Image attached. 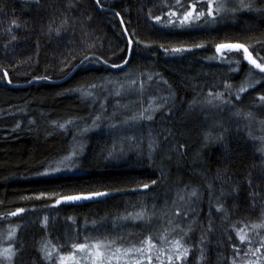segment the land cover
<instances>
[{"label":"trees","instance_id":"16d2710c","mask_svg":"<svg viewBox=\"0 0 264 264\" xmlns=\"http://www.w3.org/2000/svg\"><path fill=\"white\" fill-rule=\"evenodd\" d=\"M193 2L181 0L180 9L177 0H0V249L14 250L12 264H52L74 243L97 240L138 248L149 236L164 264L181 237L189 254L174 264H263L264 227L253 225L264 224V73L242 50L222 55L216 46L244 43L264 57V0H214L223 6L214 19L181 26L177 16ZM201 10L206 2L197 3ZM129 52L124 66L112 67ZM37 78L64 81L29 84ZM241 86L247 91L237 99ZM141 112L153 120L134 119ZM148 127L154 152L130 149L127 140L137 145ZM73 150L76 172L45 174ZM192 189L199 198H187ZM92 192L107 195L55 203ZM141 211L144 219H124Z\"/></svg>","mask_w":264,"mask_h":264},{"label":"snow or ice","instance_id":"6c2138e0","mask_svg":"<svg viewBox=\"0 0 264 264\" xmlns=\"http://www.w3.org/2000/svg\"><path fill=\"white\" fill-rule=\"evenodd\" d=\"M97 2H99V0H97ZM207 3V13H205V11L201 10V11H196V6L197 3L203 4V3ZM177 5L179 6L180 9H183L184 5L181 4V0H177ZM223 6H214V0H194L193 4H192V10L191 11H184L183 12V16L182 18L177 16L176 12H173L172 15L173 16H177V19L180 22L181 26H185L186 24H190V22L192 20H200L202 17H205V15L207 14V16H211L213 17V19L215 18V13L219 12L222 9ZM241 8H249L251 9V5L247 4L245 5L243 2L240 5ZM231 11H236V9H230ZM195 13V15H194ZM117 15H119V13H117ZM157 21H160V17H156L155 18ZM173 25L175 22H172ZM262 48H264V44L261 45ZM228 50V52H240L242 50L243 52V58L245 61H247L250 65H252L255 69H259L260 73H264V57L260 56L259 53H257L256 57H253V51H255V48H253V51L249 50V47L244 44V43H220L216 46V51L217 53L220 54H224V51ZM167 51V49H166ZM172 52H182L183 49L181 48H176V49H172ZM125 63H127V61H125ZM236 64L238 65L237 69H235L236 71L239 70V64L240 61L237 60ZM5 75H7V73H5ZM149 79H151V77H149ZM259 82V81H257ZM233 86L231 84L226 85L227 89H231ZM248 87H253V84L249 83ZM245 91H247V89L243 86H241L239 88V91L236 93V98L240 99V93H244ZM87 95H91V93H86ZM215 99L220 100L221 103H231V101H225L224 100V93H216L215 94ZM259 100L261 102V106L264 107V95H261L259 97ZM209 103H211L212 101L209 100ZM163 105H157L155 109H153V111H157L160 108H162ZM147 111V110H145ZM235 116L237 117H243L244 119H248L251 120L253 118V113L247 112L244 113L240 110H237L234 113ZM97 119H99V117H97ZM134 119H146V120H153V116L151 114L145 115V112H141L139 117H134ZM70 123V121L68 122ZM125 123H127V121H125ZM59 127L64 128L65 125L61 124L59 125ZM113 127H115V125H113ZM211 138V133H206L205 134V139H209ZM222 135L217 136L216 139H222ZM156 147V141L155 140H150L149 142V149H150V154L152 150H155ZM264 150V149H262ZM111 155V153L109 154ZM59 169H57L58 171ZM251 183V181H250ZM152 184H156V181H152ZM143 187L145 189H147L149 187L148 184H144ZM187 187V186H186ZM209 188H212V185H209ZM222 195L224 194L223 192L221 193ZM107 195V193L104 192H92V193H88V194H80V195H69V196H62L59 199H57L55 201V203L57 205H59L62 201H68V202H78L81 200H90L93 198H98V197H102ZM253 197H255L256 193L253 192L252 193ZM191 197H197L198 196V191L196 189H192L190 193L187 194V198L190 199ZM179 199L181 201H184L186 199V197L184 195H179ZM24 209L20 208L17 209V213L18 212H23ZM217 211H223V205L222 204H218L217 205ZM210 212H211V201H210ZM17 213H11V215H16ZM178 216L180 215H186V213L182 212L181 210H177L176 213ZM128 218H132V219H144L145 218V213L143 211L136 213L134 215L129 214L128 217H124V219H128ZM47 219V218H46ZM254 228H259V227H264V224H257V225H253ZM209 229L211 230V224L209 225ZM13 234H10V236ZM185 235H187L185 233ZM237 235L239 236L241 242H244L248 239L246 233L243 232V230H238L237 231ZM87 239V238H86ZM161 239H165V237H161ZM229 239H231V237H229ZM154 238L149 236L145 241L141 242V247H135L133 246V248L131 249H122V248H115V250L113 251V247L116 244V240H97L92 244L89 243H74L72 245V247L74 249H77L80 251L81 254H83V259L85 260H91L92 264H111V262L113 260L117 261V264H119V261L126 257L127 254L129 252L135 251L136 253H139L140 256L138 258L135 259V264H143V262L145 260H147L148 264H152L153 259L155 258L156 260L159 261V264H164V258H162V256L160 255H156L154 257L153 255V251L157 250L162 252V249H157L156 244L153 242ZM183 237L176 239L175 241H173V248H174V254H169L166 256V259L168 261V264H174V261H181L183 262L185 260V258L188 256L189 254V249L183 246ZM146 245V247H145ZM262 248H264V242L261 243ZM234 249L236 250L237 253H239V248H237L234 245ZM41 252L44 253V258L47 260H51L52 256L51 253L48 251L47 249V245H44L41 247L40 249ZM251 251V249H250ZM256 252H259L260 249L257 248L255 250ZM4 254L6 255V257L9 259V261L11 260L12 255H14V250L9 247L7 249H4ZM255 254V253H253ZM68 260H76L75 255H69L67 257L65 256H61L60 257V262L61 264H66V262ZM77 264H79V262H77ZM233 264H236V260H233Z\"/></svg>","mask_w":264,"mask_h":264},{"label":"rangeland","instance_id":"374dc122","mask_svg":"<svg viewBox=\"0 0 264 264\" xmlns=\"http://www.w3.org/2000/svg\"><path fill=\"white\" fill-rule=\"evenodd\" d=\"M228 50H225V52H227ZM220 55V54H219ZM222 57V56H221ZM124 107L121 108V110H125L123 109ZM258 128V127H257ZM259 132L261 133V145L264 149V127L261 125L259 126ZM150 140H155L156 141V147L158 144V139L156 134L154 133V131L148 127V129L146 130V134H145V138L144 140H141L137 142V145H134L130 140H127V144L129 145L130 149H134L136 151H139V149H141L144 145L146 146V149L148 151V153L150 154V149H149V142ZM155 147V149H156ZM154 152V150L151 151V154ZM77 153L75 150H73L68 156H66L65 158L61 159L58 162H55L53 164H51L48 169L45 171L46 175H52V174H67V173H73L76 172L74 165H75V157H76ZM57 169H59L57 171ZM116 247L113 248V251L115 250ZM4 249H7V247H3L0 249V264H12V260L13 257H11V260L9 261V259L6 257V255L4 254ZM69 255H75L76 260H68L66 262V264H77V262H79V264H92L91 260H85L83 259V254L80 253L79 250L75 249L74 251H71L70 253H64V254H56L55 257H53L52 260V264H61L60 262V257L61 256H69ZM154 255V252H153ZM140 256L139 253H136L135 251L129 252L127 254L126 257L122 258L119 261V264H135V259L138 258ZM155 257V255H154ZM154 260V259H153ZM264 264V262H262ZM111 264H117V261L113 260L111 262ZM143 264H148L147 260H145L143 262ZM260 264V262H259Z\"/></svg>","mask_w":264,"mask_h":264},{"label":"water","instance_id":"95a60500","mask_svg":"<svg viewBox=\"0 0 264 264\" xmlns=\"http://www.w3.org/2000/svg\"><path fill=\"white\" fill-rule=\"evenodd\" d=\"M129 57H130V52H129V56H128V58H127V60L126 61H128V59H129ZM90 58H88V59H85L84 61H82L75 69H74V71L75 70H77L78 68H80L87 60H89ZM126 63L124 62L123 64H121V65H117V66H112L113 68H116V67H122V66H124ZM69 77V76H68ZM40 81H46V82H49V83H52V84H57V83H61L62 81H64V80H60V81H52V80H49V79H46V78H41V79H39V78H37V79H33L32 81H30L29 82V84H32V83H35V82H40ZM28 84V85H29ZM19 86H23V85H19ZM104 193H106V192H104ZM106 197V195L105 196H102V197H98V198H93V199H90L89 201H97V200H102V199H104Z\"/></svg>","mask_w":264,"mask_h":264}]
</instances>
